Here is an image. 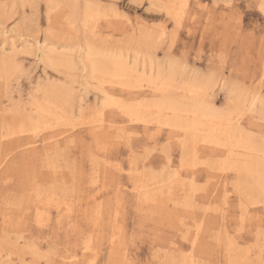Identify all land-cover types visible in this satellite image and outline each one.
<instances>
[{"label": "rangeland", "instance_id": "374dc122", "mask_svg": "<svg viewBox=\"0 0 264 264\" xmlns=\"http://www.w3.org/2000/svg\"><path fill=\"white\" fill-rule=\"evenodd\" d=\"M166 2L0 0V134L9 125L25 122L34 103H45L47 98L56 102L54 92L63 93L58 106L66 109L68 118L81 109L88 118L94 106H101V86L82 61L88 44L105 55L124 52L139 70L143 65L148 68L150 61L156 68L176 62L186 80L211 78L217 86L210 90V99L220 110L234 101L232 89L248 94L247 100L253 95L264 100L261 0H191L180 24L168 16ZM87 8L102 15L85 25ZM47 55L76 57V67H53ZM6 58L12 61L1 67ZM104 90L125 103L158 98L147 87L130 93L106 84ZM259 109L258 103L253 112L246 110L241 124L253 141L264 144V115ZM108 115L116 128L124 130L108 142L98 141L88 123L73 118L82 125L73 130L65 118L50 122L48 129L43 125L36 137L46 140L71 129L61 138V148H48L31 158L20 154L24 147L10 151V165L2 171L7 175L0 179V264H89L91 260L93 264H264V203H257L259 196L254 193L253 205L246 201V191L239 190V186L248 189L249 179L233 169L221 173L218 164L224 156L209 151L199 152L194 167L181 168L182 145L168 128L159 131L154 124L130 123L113 109ZM42 145L40 141L37 147ZM176 173L186 193L173 183L172 196L167 187L154 186L149 188V204L138 198L136 186L151 183V175L169 185L179 178ZM135 176L141 179L136 182ZM191 184L195 191L188 199ZM33 192L35 210L26 200ZM221 209L224 215L218 218ZM4 215L8 216L5 225ZM197 232L199 242L192 249L189 239ZM85 243L93 249L86 252L91 254L87 260L82 257Z\"/></svg>", "mask_w": 264, "mask_h": 264}, {"label": "bare ground", "instance_id": "6f19581e", "mask_svg": "<svg viewBox=\"0 0 264 264\" xmlns=\"http://www.w3.org/2000/svg\"><path fill=\"white\" fill-rule=\"evenodd\" d=\"M190 1L191 0H167L166 6H165V9H166L167 13L169 14V15L168 14L167 15L172 17L176 21V24H180L185 12L187 11V9L190 6ZM68 2H72V0H68ZM87 4L91 5L89 3H87ZM49 8H50V6H49ZM260 9L264 12V0H261ZM97 10L96 9L93 10L91 8L86 9L85 13L83 14L85 25L87 23L92 22L94 19H97V17L102 15L101 12H99ZM117 51H119V50H117ZM46 53L47 52H45V54ZM54 53H56V52H53V54ZM84 53H85V51H84ZM123 53L124 52H122V54L121 53L116 54V53L110 52V54L108 53L109 55H107V54L105 55L103 52L97 50L96 48H94L88 44L85 56L83 55L84 57H83L82 61L84 63V67H85L86 71H88V74L91 76V78L94 80H97L99 82L98 84H100V85H98V86H101V89H102L101 93H103V95H104L103 102H102V104H100L101 106L95 107L93 105L94 107L89 112L90 117L87 118L86 113H85L86 110L84 109L85 110L84 111L81 109L78 114H76L75 116L70 115V117L68 118L67 112H65L66 109L64 110V108H61L60 106H58V103L61 101L60 96H61L62 92H54V95L56 96V102L55 101L51 102V100L47 98V100L45 99L46 100L45 103L44 102L34 103V108L32 107V109H31L32 113H30V115H28V118L26 119L25 122H23V123L21 122L17 125L16 124L9 125L6 128V132L4 134H0V152L2 155V159H3L2 162L0 163V179L2 178V180H3L4 175H7L5 172H2V171H3V169H5V167H8L10 165V163H9L10 159H8V157L10 155V151H15L16 149L24 147V149L21 150L20 154L23 155L25 158H28V157L31 158V157H34L38 153H44L45 149H48V148L59 149V148H61L64 145V140H62L61 138L64 135L68 134L71 131V129L74 130L76 127L82 126V125L77 126L78 124H75L73 122V118H78L79 119L78 121H81L80 124L88 123L90 125V131L93 133L94 137L98 141L102 142V141L106 140V142H108L113 138L115 139V136L116 137L119 136L122 133V131L124 132V130H121L122 128L118 129L119 126H117V125L116 126L118 128H116L114 126L113 122L111 121V119L109 118L108 113L110 112V110L113 109V110L118 111L120 114H122L123 117L125 116V118L128 119V121L130 123H133V124L134 123H136V124L142 123L146 126H148L149 124H154V125H156L155 128H157L159 131H161L162 129L168 128L170 133L174 135L173 138L179 139V141L182 145L183 159L181 160V163H182L181 168H186V167H191V166L194 167V165H196L195 161L199 157L198 156L199 152L209 151L211 153H216L217 155L224 156V159H222L221 161L219 160L221 163L218 164V169L221 170V173H222V171H228V170L233 169L234 172L237 171V172L241 173V175L243 174L242 176H245L247 180L249 179L252 182L251 184H249L250 185L249 187L247 186L248 189H242L239 186V190L241 189L242 192L246 191V195L249 196L247 198V200L246 199L245 200L252 202L254 205L255 202H253V201L255 200L256 196L254 197L253 194L256 193L259 196L258 199L259 200L261 199V201L258 200L257 203H260V202L264 203V144H262V143L258 144L257 142H255L256 139L253 141L254 138H252L251 136H249L248 134L245 133L246 131L244 130V128L241 124L242 117L246 113V110L247 111L251 110L250 112H253L254 111L253 108L258 103L260 104L261 109H262V110L261 109H259V110L262 111V114L264 115V100L257 97V95H253L249 100H247L246 96L248 94L237 93L236 90L232 89V91L230 93L235 96L233 99L234 101L233 102L231 101V104L230 105L228 104L227 108H225V109L221 108V110H220V108L218 109L217 107L214 106L213 101L210 99V97H211L210 90L214 86H217V85H215L216 81H212L210 77H209L210 80H200L199 76H197L199 78L186 80V79H184V77H182L183 74L180 75L179 72L181 71V68L175 64L176 62L175 63L170 62L168 68H167V66L164 67L161 64H158L157 68H156L154 63H153L154 61H150V64L147 65L148 68H146V66L143 65L142 70H139L136 62L134 61L133 62L134 65L131 66L129 64L130 60L128 61V59H127L128 56H124ZM43 57H45V56L43 55ZM54 57L55 56H50V55L46 56V59L49 61L48 64L52 65L53 67H55V66L59 67V68L63 67V68H67L68 70L76 67V63H75L76 57H74V60L68 56H66L68 58H65V59L64 58H58V57H57L58 58L57 59ZM138 59H139V57H138ZM3 60H4L3 62L1 61L2 62L1 67L7 66L10 63V61H12L11 58H6ZM140 63H142V62H140ZM142 64H141V66H142ZM141 66H140V68H141ZM176 66H177V68H180L179 71H177ZM10 67H12V65H10ZM63 68H62V70H63ZM154 68H156V69H154ZM70 71H69V73H70ZM7 72H8V70H7ZM1 73H2V70H0V75H1ZM181 73H182V71H181ZM178 75H179V77L180 76L181 77L179 78ZM177 77H178V79H177ZM202 79H203V77H202ZM214 80H216V79H214ZM106 84L110 85L113 88L115 86L121 87L122 91H128L130 93L133 92L134 90H142V89L147 87L148 89H151L154 93L158 94V98L155 100L149 101V102H141L138 104H132V103H128V102L125 103L122 101H118L113 96L109 95L104 90ZM178 90L183 91L181 96L178 95ZM239 91H240V89H239ZM70 92H71V90H70ZM46 93H47V90H46ZM176 95H178V96H176ZM71 103H72V101H71ZM52 106L55 107V111L52 110ZM68 115H69V113H68ZM65 118H66V120L68 118V120H69L68 124L71 125L72 128L71 129H64V130H62L56 134L53 133L48 139L46 138V140L45 139L40 140L41 143H43L42 148L37 147V144H39L40 141L36 140V137L41 132L40 129L42 128V126L44 125V127H45L44 129L51 128L49 125L50 122L56 121L57 123H60L61 120H64ZM21 120H23V119H21ZM10 123H11V121H10ZM65 123H67V122H65ZM58 126H61V125H58ZM58 126H57V128H58ZM53 128H54V126H53ZM65 128H67V126ZM112 130H114V132ZM247 133H248V131H247ZM22 135H25V137H23ZM250 135H252V134H250ZM21 142H24V144H21ZM45 142H47V143H45ZM219 161H217V162H219ZM214 164H216V163L214 162ZM207 167L210 168L209 166H207ZM215 168H217V166ZM211 171H212V169H211ZM239 173H238V175H239ZM1 175L3 177H1ZM151 176L152 177L148 178L149 182L152 181L151 183L138 185L135 188V189H137L136 191H138V194H137L138 198L143 199L142 202H144V203L149 204L150 200L152 199V197L149 193V190H151V189H149V188L154 187V186L161 187L162 189L164 187L165 188L167 187L169 189V195L168 196H172L174 194V191L176 192V188L173 186V183L178 184V186L180 187L179 190L182 191V194L187 192L184 184L180 180L179 173H176V175H175V176L179 177V178L176 177L177 178L175 180L176 182H174V181L172 182V180H171L169 185L168 184H161V182L155 181V175H151ZM157 176H156V178H157ZM134 178H135L136 182H138L141 179L138 176H135ZM170 178H171V176H170ZM169 179H168V181H169ZM162 181H163V179H162ZM250 181H248V182L250 183ZM245 185H247V184H245ZM89 187H91V186H89ZM193 187L194 186L191 184L190 189H189L190 191H188L189 195H187L188 199H190L189 197H191V195L193 194V191H195ZM37 189H38V187H37ZM179 190H178V192H179ZM29 194H31V193H29ZM36 194H37L36 192H33V194L30 195L29 197H27V199H26L28 202V206H31L32 208H34V210H35L36 204H37V202H35V199H36L35 195ZM86 197H88V195ZM23 199H24V197H23ZM225 200H226V198H225ZM16 206L14 209H16ZM187 206L190 207L191 206L190 203H187ZM224 206H226V205H224ZM256 206H258V205H256ZM176 208H178V207H176ZM67 211H69V210H67ZM83 211H84V209H83ZM218 211L220 214L218 218H222L224 215L223 214L224 210L221 209ZM6 216L7 215H4L2 217L3 224L6 223ZM201 217H203V216H201ZM196 219H197V217H196ZM0 227H1V225H0ZM3 231H4V228H3ZM93 237H94V235H93ZM0 241H2V240H0ZM189 241L191 242L192 249L197 247L198 242H199V233L197 232L192 237V239H189ZM14 249H16V247H14ZM92 250L93 249H92L90 243H87V244L85 243V246H83V249H82V257L86 260L89 259L91 254H87L86 252L92 251ZM31 251H36V250H31ZM14 252L16 254V251H14ZM18 255H19V251H18ZM32 257H35V256H32ZM37 258H40V257L38 256ZM74 258H76V255L73 256L72 259H74ZM36 260H38V259H36ZM86 260H85V262H86ZM239 260L240 259L238 258V261ZM33 261H34V259H33ZM42 261L44 262L45 259L41 260L40 262L42 263ZM234 261H235V259H234ZM57 263L58 264H72L71 262H68V261L67 262L66 261L65 262L59 261ZM37 264H40V263L38 262ZM49 264H50V262H49ZM89 264H93L92 260L90 261Z\"/></svg>", "mask_w": 264, "mask_h": 264}]
</instances>
